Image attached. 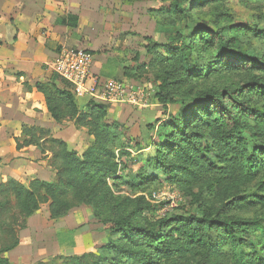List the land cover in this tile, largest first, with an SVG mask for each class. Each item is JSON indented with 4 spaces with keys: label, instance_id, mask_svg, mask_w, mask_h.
<instances>
[{
    "label": "trees",
    "instance_id": "obj_1",
    "mask_svg": "<svg viewBox=\"0 0 264 264\" xmlns=\"http://www.w3.org/2000/svg\"><path fill=\"white\" fill-rule=\"evenodd\" d=\"M185 1L186 6L172 1L166 13L186 15L195 5L219 0ZM246 30L256 36L262 33L247 26ZM241 31L218 22L212 28H190L187 34L156 26L165 41L147 40L148 63L132 76L127 71L125 75L140 79L145 71L152 73L159 83L153 98L164 112L167 106L179 108L168 114L144 148L124 136L117 122H106L105 104L89 100L85 109H79L70 90L56 87V80H61L55 75L49 83H36L53 120L72 122L93 142L79 154L47 130L23 128L16 149L33 146L42 155L50 154L55 179L27 185L0 180V264H12L3 255L19 245L18 231L42 204L48 205L51 220L87 207L114 238L95 253L35 264H264V216L241 219L235 214L264 211V57L249 56L238 44ZM238 71L249 77L236 85L204 89L189 98L183 93L175 99L171 93L186 79ZM154 127L149 124L147 129ZM133 167L138 171L130 177ZM155 183L189 197L192 210L166 214L153 224L143 218L142 224L135 222L157 210L146 199L151 196L147 188ZM196 186L211 198L202 199ZM122 187L130 193L119 191Z\"/></svg>",
    "mask_w": 264,
    "mask_h": 264
},
{
    "label": "crops",
    "instance_id": "obj_2",
    "mask_svg": "<svg viewBox=\"0 0 264 264\" xmlns=\"http://www.w3.org/2000/svg\"><path fill=\"white\" fill-rule=\"evenodd\" d=\"M106 3V0H0L1 176L24 185L33 180L52 182L55 179V171L49 164L50 154L42 155L33 146L16 149L15 140L21 138L25 127L47 130L50 137L65 142L70 150L79 154L93 142L85 130H77L72 122L56 123L46 108L44 97L34 88L36 83L51 82L50 66L60 49L92 53L91 76L98 82L113 79L140 84L142 76L129 78L125 72L132 76L139 66L148 63L145 50L148 42H143L145 37L134 36L132 30H120L116 12L115 17L107 18ZM55 84L60 90H69L62 81L56 80ZM105 105L107 120L124 124L127 138L140 141L146 138L147 132L154 140L158 126L171 113L169 106L164 112L156 100L144 106L150 110L128 103ZM152 122L154 130L148 131L147 126ZM39 212L27 220L26 228L21 231L23 235L18 236L19 245L3 255L12 264L37 263L33 261L37 256L34 238L39 242L48 239L55 252L70 251L62 256H74L76 250L83 247L80 235L87 233L84 230L77 234L74 229L86 225L89 228L94 223L90 210L82 206L71 210L64 218L52 220L54 226L44 232L42 226L50 219L49 212L47 210L43 217Z\"/></svg>",
    "mask_w": 264,
    "mask_h": 264
},
{
    "label": "rangeland",
    "instance_id": "obj_3",
    "mask_svg": "<svg viewBox=\"0 0 264 264\" xmlns=\"http://www.w3.org/2000/svg\"><path fill=\"white\" fill-rule=\"evenodd\" d=\"M106 1L107 3L104 5V7L106 8H104V14L107 15V18L110 17V15L115 17L116 12L119 18L120 30H132L134 36L140 35L142 36V38L145 37L143 42H146L147 38H149L148 40L158 43H163L165 41L163 35L156 32V26H158L160 30H170L173 33L187 34V31L190 28L200 30L204 27L212 28L214 27V23L218 22V25L220 27L233 26L234 31L241 29L242 31L238 35V44L245 49L249 56H252L254 58H258L259 56L264 57V0H219L215 2L206 1L202 4L200 3L198 5H195L192 11L187 13L186 15L184 14L178 16H170L166 13L169 8V4L172 1H179L183 3V6H186L185 0H137L131 5H125V1L128 0ZM114 1L116 3L115 5L113 3ZM120 1L124 2V4H122ZM116 7H118L117 10ZM246 26L252 29L259 30L260 32H262L261 35L256 36L254 34L248 33L246 30ZM173 37L174 35H171L170 39H172ZM161 53L166 57V54H164L163 51H161ZM164 67L170 66L166 64ZM145 72L142 75L140 84H135V86L142 88L146 93L149 94L146 104L150 105L153 101H155L153 95L155 92H157L155 90L159 83L157 81L155 82V78L153 77L152 73L149 74L148 72ZM258 74V72L255 73V75L257 76ZM247 75L248 74L246 73L238 71L231 75L228 74L225 76L186 79L184 80V82L182 81L180 85L174 86L171 93H175L177 95L175 99L180 98L183 93L188 94L187 96L189 98L190 96H193L197 92L204 89L221 88L230 84L236 85L241 81H245L249 77ZM75 100L76 103L82 104L81 107L77 104L79 109L81 110L85 109L86 104L89 102L87 97L78 99L75 98ZM185 101V106H188V99H186ZM169 108L170 112L174 114L178 110L179 105H171L169 106ZM150 109L151 108L143 107L141 110ZM106 122L110 121L107 120ZM153 123L154 122H152V125ZM118 124L123 127V130H121V132L124 136H126L125 125L121 123ZM150 128H152V126H150ZM150 137L151 135H149L147 132L145 139L143 138L142 141L134 139L133 142L137 143L139 147L144 148L148 143H150ZM246 137H248V135ZM140 143H142L143 145ZM143 154H145L143 155L144 157L147 156L146 153ZM133 155L136 154L133 153ZM137 168L138 167H133L131 169L130 177L135 176L138 171ZM1 179H7V177L0 175V180ZM165 189L166 192L164 194H160L161 199L153 200L150 197H146V199L151 204L157 207V210L153 213V215L145 213L141 218L135 219V222H137L138 224H142V220L147 219L151 224H153L156 220H158V218L162 217L161 211L168 204V198H172L173 200H175V196L173 195L174 190L179 194L181 201L177 204L176 208L168 213V215L181 214L184 213V211L192 210V206L190 205L191 199L189 197H186L185 195L183 196L182 193L177 189L167 190L168 187L166 184L155 183L147 188L146 194H158L163 192ZM119 191L126 194L130 193L125 189V187H122ZM194 191L201 192L202 199L207 200L209 197L211 198V196L207 194L205 189L200 191L196 186L194 187ZM250 191H253V188L250 189ZM87 209L90 210L89 208ZM47 210L48 205L42 204L39 208L40 216L43 217L44 215H46ZM235 214L238 215L241 219H252L256 215L264 216V211L254 209L247 212ZM54 224L55 221H52L51 219L45 220L44 225L42 226V228L45 229L43 231L49 232V229L53 227ZM86 226H83L79 229H74L77 231V234H80L84 230L87 232L85 235H80V241L83 243V247L76 250L77 256L93 251L95 253L98 247L104 245L110 238H114L110 233L108 227L98 223L95 219L91 227L88 228ZM98 228H100V230ZM21 231L22 230L18 232V236H20L21 234L23 235ZM88 235H91L92 238L89 239ZM34 239L35 241H33V247L37 251V256L33 258L34 262L42 260L47 261L49 259L55 258V256L57 257L64 254H70V251L67 250H58V252L53 251L48 239L46 241L40 240V242L37 241L36 238Z\"/></svg>",
    "mask_w": 264,
    "mask_h": 264
},
{
    "label": "built area",
    "instance_id": "obj_4",
    "mask_svg": "<svg viewBox=\"0 0 264 264\" xmlns=\"http://www.w3.org/2000/svg\"><path fill=\"white\" fill-rule=\"evenodd\" d=\"M93 63L92 53L85 50L62 48L56 55L50 66L53 75L65 83L73 96L78 98L87 97L101 104L128 103L130 105H146L149 94L135 84L123 80H106L98 82L91 76ZM174 190L168 187L167 190ZM166 189L158 194H151L153 200L161 199ZM175 200L168 198V204L162 209L164 216L177 207L181 201L179 194L174 190Z\"/></svg>",
    "mask_w": 264,
    "mask_h": 264
}]
</instances>
